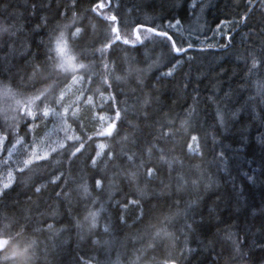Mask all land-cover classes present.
Returning a JSON list of instances; mask_svg holds the SVG:
<instances>
[{
	"label": "snow or ice",
	"instance_id": "snow-or-ice-1",
	"mask_svg": "<svg viewBox=\"0 0 264 264\" xmlns=\"http://www.w3.org/2000/svg\"><path fill=\"white\" fill-rule=\"evenodd\" d=\"M229 6L202 99L205 0H0V264H264V0Z\"/></svg>",
	"mask_w": 264,
	"mask_h": 264
},
{
	"label": "trees",
	"instance_id": "trees-1",
	"mask_svg": "<svg viewBox=\"0 0 264 264\" xmlns=\"http://www.w3.org/2000/svg\"><path fill=\"white\" fill-rule=\"evenodd\" d=\"M6 3H9L13 8L18 6L23 2V0H5ZM126 3H131L132 0H125ZM205 3H211L215 5L206 11V14L201 17V22L205 23L207 27L205 28V32L208 40L205 39L204 34L202 33L198 38H193L194 48L189 51L188 55L193 56L194 59L185 64V71L191 69L193 73V84L192 87L188 89L189 93H192V88L197 87L199 92L201 93V98L207 96L209 88V81L213 80L219 73L223 71V80L226 82L225 87H227L228 83L232 84V87H236L235 81L238 77H233L232 81L228 80V77L232 75L233 70L235 69L239 72V69H236V60L234 56L224 55L222 54V50L217 49L215 53L209 52H199L198 49L201 47L199 41L204 40L205 45L209 42L219 41L223 39L219 35V33L215 32L216 26L220 20L224 19L225 16L231 18L234 15L233 9L229 6L231 4V0H205ZM247 31L244 27H239L229 33L234 38V43L237 48L240 46L241 37ZM214 38V40H213ZM227 42V41H225ZM187 60V57H185ZM243 67L242 65L240 66ZM197 70H202L205 73L206 78L201 79L199 85L195 83V77ZM172 85L169 84L168 90L166 91V99L164 100V104L166 107H171L175 112L179 113L182 110V106L185 103L187 97L183 95H176L172 90ZM208 123H211V115L208 116ZM259 131H264V129L253 130L252 137L258 135ZM203 134V133H202ZM234 136H227L224 139V143H229L234 140ZM245 155H241L237 160L233 162L235 167H243L249 172L252 171L253 168L258 169L261 164V154L259 148L256 146L255 140L251 139L248 147L245 150ZM209 159L211 157L209 156ZM250 195L256 198L258 202L261 195V189L259 187L249 193ZM209 199H214V196L209 194ZM226 215V214H225Z\"/></svg>",
	"mask_w": 264,
	"mask_h": 264
}]
</instances>
